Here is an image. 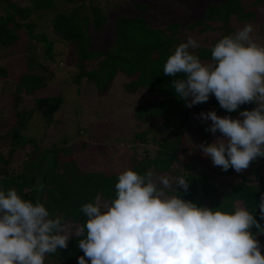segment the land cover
<instances>
[{"label":"trees","instance_id":"obj_1","mask_svg":"<svg viewBox=\"0 0 264 264\" xmlns=\"http://www.w3.org/2000/svg\"><path fill=\"white\" fill-rule=\"evenodd\" d=\"M108 2L115 4L117 0H28L25 5L19 0H0V50L14 45L20 29L29 38L23 47L26 52L23 62L29 70L16 78L11 98L13 124L0 135V147L4 149H0V189L15 187L23 198L44 203L53 218L63 217L67 226L76 230L86 222L80 207L94 202L97 196L102 201L113 200L118 175L123 171L107 172L99 166L84 165L77 156V153L85 151L83 145L74 150L61 137L59 142L52 141L49 146L42 147L36 136L26 134L33 112L41 114L43 127L46 128L54 122V115L64 101L60 93L37 95L33 97L30 108H19L24 97L45 88L48 77L45 72L51 69L52 63H58L62 54L55 50L56 41L48 37L45 29L37 28L35 31L36 23L31 18L33 12L52 10L55 13L48 19L49 31L57 39L66 41L75 55L76 70L70 82L77 87L92 85L97 94H103L115 75L121 72L128 78L123 86L126 91L142 89L150 95L149 99L133 107L132 116L138 126L133 138L138 143L152 141L156 148L152 153L146 150L127 168L141 174L153 170L157 176L167 173L176 177L183 175L190 182L187 191L181 188V192H166L182 195L200 206L208 203L207 207H220L229 212L235 210L236 203H240L264 226V216L259 209L261 196H264L263 164H255L254 160L250 170L254 177L239 174L238 179L227 188H224V183L217 182L209 171L203 168L197 170L204 159L198 145L209 143L211 138L205 124H199L197 139L188 142L186 122L191 111L198 112L203 105L186 107L185 101L179 99L171 87L175 77L163 73L167 58L176 46L187 41L194 29L198 32L219 30L218 36L208 45H200L194 50L204 63H210L215 43L225 35L235 33L236 29L231 25L261 22L260 8H264V0L208 2L202 8L201 16L185 27L178 20L153 26L148 23V3L132 1L137 14H117L112 42L103 48H91L94 35L89 33V28L98 32L108 21ZM177 11L182 15L187 13L185 10ZM6 75V68L0 65V77ZM205 103L210 110L226 115L256 107L255 103H246L236 111L228 112L221 108L214 95H210ZM173 118H178L179 122L173 123ZM157 134L160 136L157 137ZM41 136H45L44 131ZM181 153H185L186 162L182 160ZM176 163H180L181 167H176ZM222 173L231 174L232 168L227 171L222 169ZM39 184L44 185L42 191L36 187ZM253 232L255 234V228ZM80 238L73 234L67 248L46 255L45 264H78L79 257L83 255L78 248ZM257 239L264 246V234L258 235Z\"/></svg>","mask_w":264,"mask_h":264},{"label":"clouds","instance_id":"obj_2","mask_svg":"<svg viewBox=\"0 0 264 264\" xmlns=\"http://www.w3.org/2000/svg\"><path fill=\"white\" fill-rule=\"evenodd\" d=\"M253 32L248 23L219 39L210 63L200 59L194 51L200 44L189 37L163 66L165 75L175 77L171 87L186 107L205 103L210 95L228 112L256 104L238 118L215 110L200 113L211 121L207 130L222 136L198 145L199 151L224 171L241 172L264 157V44ZM189 186L183 175L127 168L118 175L113 200L97 196L80 207L86 222L75 233L39 200L23 198L15 187L0 189V264H45L46 255L67 248L73 234L82 237L78 264H264V246L257 239L264 226L255 215L246 207L229 212L166 193ZM36 187L42 191L44 185ZM259 209L264 216V196Z\"/></svg>","mask_w":264,"mask_h":264},{"label":"rangeland","instance_id":"obj_3","mask_svg":"<svg viewBox=\"0 0 264 264\" xmlns=\"http://www.w3.org/2000/svg\"><path fill=\"white\" fill-rule=\"evenodd\" d=\"M132 1L148 3L150 6L146 11L150 17L148 23L153 26H163L167 22L178 20L181 22L182 27H185L192 20L201 16L202 8L206 3L221 2L223 0H117L115 4L108 2L107 7L110 11L108 13V21L98 32H95L92 27L89 28V33L94 35L91 39V48H103L112 42L114 21L117 14H137L131 3ZM19 2L24 5L28 4V0H19ZM177 10H185L187 13L182 15ZM260 12L261 22L252 23L254 26L252 35L256 42L264 44V8H260ZM54 13L55 11L52 10H41L33 12L31 18L36 23L35 31L37 28L45 29L48 37L56 41L55 50L61 51L62 54L59 55L58 63H52L51 69L45 72L48 76L45 88L36 90L34 93L24 97L19 104V108H30L33 104V97L37 95L60 93L64 101L60 110L54 115V122L46 128L43 127L44 120L41 114L37 111L33 112L26 134L36 136L39 145L42 147L49 146L52 141L59 142L62 137L66 140L65 144L74 150L83 145L85 151L80 154L77 153V156L84 165L99 166L107 172L125 170L131 165L132 161L138 159L139 155L143 154L146 150L152 153L156 148V144L152 141L138 143L133 138V133L138 127L132 116L133 107L143 100L149 99L150 95L142 89L136 92L126 91L123 86L128 78L121 72L115 75L109 88L103 94H97L95 87L92 85L77 87L70 82L76 70L75 55L70 50L66 41L57 39L56 35L49 31L48 19ZM243 26L244 24L241 23H234V26L231 25L236 31L243 28ZM218 33V28L205 32H198L194 29L190 37L195 38L200 45H208L218 36ZM27 41H29L28 36L24 33V30L20 29L19 36L14 45L9 49L0 50V65L4 66L7 70L6 77H0V135L4 134L13 124L14 109L11 108V98L16 78L23 71L29 70V66L23 62V56L26 53L23 47ZM196 105H203V109L198 112L193 110L190 113V119L186 122L189 128V131L186 133V140L188 142H193L197 139L196 130L199 124H205L207 129L211 125L210 120L204 121L200 118V113L212 110L208 108L206 103ZM239 112L235 115H226L218 112L217 114L238 118ZM172 122L178 123L179 119L173 118ZM43 131L45 132L44 137L41 136ZM208 132L211 141L207 144L213 143L218 137L222 136V133L219 131L216 133ZM156 136L159 137L160 135L157 134ZM0 149L3 148L0 147ZM7 149L5 150L7 151ZM180 155L183 161L187 160L185 153H181ZM203 157L202 164H199L196 169L203 168L209 171L217 182L224 183V188H227L229 184L237 180V175L239 174L254 177L250 171L254 166L253 163L241 172H236L232 169L231 174H223L221 167L213 165L211 157L205 155ZM254 163L263 164L262 171H264V157L258 158ZM175 166L181 167L180 163H176ZM154 173L157 174L156 172ZM162 175H167L170 178L176 177L174 174L169 173ZM227 181L229 182L225 183ZM166 193L173 195L172 193ZM207 205L208 203H205V206ZM235 205L236 208L243 207L240 203H236ZM67 228L70 233L75 231V229L69 226Z\"/></svg>","mask_w":264,"mask_h":264}]
</instances>
